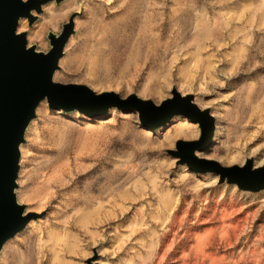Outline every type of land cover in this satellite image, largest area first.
Returning a JSON list of instances; mask_svg holds the SVG:
<instances>
[{
  "label": "rangeland",
  "instance_id": "rangeland-1",
  "mask_svg": "<svg viewBox=\"0 0 264 264\" xmlns=\"http://www.w3.org/2000/svg\"><path fill=\"white\" fill-rule=\"evenodd\" d=\"M33 1L18 32L34 51L66 28L56 83L154 103L190 95L214 121L199 159L264 166V0ZM35 114L15 188L26 221L0 264H264V186L239 189L174 155L198 125L170 143L171 125L116 108L91 118L44 100Z\"/></svg>",
  "mask_w": 264,
  "mask_h": 264
},
{
  "label": "water",
  "instance_id": "water-1",
  "mask_svg": "<svg viewBox=\"0 0 264 264\" xmlns=\"http://www.w3.org/2000/svg\"><path fill=\"white\" fill-rule=\"evenodd\" d=\"M33 3V0H0V242L20 230L26 221L25 217L17 218L21 210L11 207L10 190L17 161L15 143L22 124L32 116L31 107L43 96L50 108H74L83 114H97L112 103L121 112L135 108L139 123L148 129L156 128L173 114H182L190 122H197L200 133L195 142L176 143L174 155L180 163L192 172L217 173L220 181L242 190L257 191L264 186V167L252 169L249 160L241 167H221L193 155V151H205L210 145L212 118L206 111L199 112L189 102L190 96L180 98L171 91L172 97L154 108L149 101L140 102L133 95L119 101L113 94L93 95L82 86L51 83L49 75L56 67L66 28L57 39H51L46 54L25 50L22 34L15 35L14 29L18 18L28 16Z\"/></svg>",
  "mask_w": 264,
  "mask_h": 264
},
{
  "label": "bare ground",
  "instance_id": "bare-ground-1",
  "mask_svg": "<svg viewBox=\"0 0 264 264\" xmlns=\"http://www.w3.org/2000/svg\"><path fill=\"white\" fill-rule=\"evenodd\" d=\"M24 0H21V2H23ZM22 18L20 17V18H18L17 19V21H16V24H15V29H14V34L15 35H19V34H21L20 32H18V31H20V30H23L24 28H25V26H24V24H20L19 25V27H18V24H19V22H20V20H21ZM17 27H18V29H17ZM51 48V47H50ZM24 49L25 50H31L32 49V47L31 46H29V45H27L26 43H25V45H24ZM49 51V50H48ZM47 51V52H48ZM32 52L34 53V54H42V55H44V54H46V53H42V52H37V51H34L33 49H32ZM60 53H61V50H60ZM61 54H59V56H58V58H57V60H56V67L51 71V73H50V75H49V80H50V82L51 83H56L55 82V79H57V75H55L54 76V74H55V71H58L59 70V66H58V64H59V61H60V59H61ZM58 84H60V83H58ZM60 85H62V86H64L63 84H60ZM68 85H71V84H68ZM72 86H82V87H84V88H86L88 91H90L93 95H100V94H95L94 92H93V89L92 88H89V87H86V86H83V85H76V84H72ZM176 93H178L177 91H176ZM101 94H113L114 96H116L117 97V99L119 100V101H122V99H120L119 98V96L117 95V94H115V93H109V92H105V93H101ZM143 94V92L142 93H140L139 95H136V96H134L135 97V99L136 100H138V101H140V102H146V101H149L150 102V104L152 105V107H154V108H158L159 106H160V104L164 101V100H166V99H161L158 103H154V102H152V101H150V100H148V99H146V98H144L145 96H143L142 95ZM170 94H171V92H170ZM178 95H179V97L180 98H184V97H186V96H190V95H186V94H182V93H178ZM171 97H172V95H171ZM170 97V98H171ZM170 98H167V99H170ZM127 99V98H126ZM45 100V103H46V97L45 96H43L41 99H39V100H37L34 104H33V106L31 107V114H32V116H30L29 118H27L25 121H24V123L22 124V126H21V128H20V130H19V133H18V137H19V140L15 143V151H16V155H17V161H16V173H15V177H14V179H13V185H12V187H11V190H10V197H11V207H12V209L13 210H17V211H19V210H21V206H20V204L17 202V199H16V194H15V188H16V186H17V183H16V180H17V174H18V169H19V165H18V159L20 158V156H21V154H20V147H21V145L24 143V137H25V133H26V130L28 129V127H29V125H30V123L32 122V120H34L35 119V113H36V109H37V107L39 106V104H40V102H42V101H44ZM189 102L199 111V112H202V111H206L207 112V114H208V116L210 117V118H212V132H211V137H212V134L214 133V121H213V115L211 114V113H209V111H207V109H203V107H202V105L199 103V101H197V100H193V99H190L189 100ZM114 108H116L114 105H113V103L112 104H109V105H107L106 106V108L104 109V110H102L101 112H99V113H97V114H85L86 116H91V118L92 117H101V116H103V113H105L107 110H112V109H114ZM45 110V108H44V105H42V107H40L39 108V111L40 112H44V110ZM72 109H74V108H72ZM117 109V108H116ZM76 110V109H75ZM119 110V109H118ZM120 111V110H119ZM129 112H133L134 114H135V117H137L138 116V112H137V109H135V108H132L130 111H125L124 113H129ZM190 123V124H196V125H198L197 124V122H190L185 116H183L182 114H173V115H171L170 117H169V119L166 121V122H163L162 124H160L159 126H157L156 128H152V129H157V128H165V127H168V125H171V128H173L172 129V133H170V134H168L167 136H166V139L171 143V139L172 138H176V137H185V138H191V137H194V132H192L191 130H190V128L189 127H187L186 126V124L185 123ZM198 127H199V125H198ZM211 137H210V140H211ZM196 140H194V141H183V142H195ZM210 151V150H209ZM203 153L202 152H198V151H193V155L196 157V158H201V155H202ZM215 154H213V158H205V159H207V160H211V161H214L215 163H227V164H232V163H235L236 162V159L234 158V157H231V156H225L224 158H222V159H218V158H216L215 156H214ZM203 160V159H202ZM206 160V161H207ZM241 164H243V162H240V165ZM220 166V165H219ZM242 166V165H241ZM241 166H237V167H241ZM222 167V166H221ZM261 167H264V166H261ZM183 169H184V167H182ZM258 168V167H257ZM252 169H253V167H252ZM20 217H22V212H20L19 214H18V217L17 218H20ZM18 233H20V230H15V231H13V233H12V235H9V236H6L4 239H3V241L2 242H0V253H1V250H2V248H3V246L5 245V243L6 242H8V240H10V239H12L14 236H16Z\"/></svg>",
  "mask_w": 264,
  "mask_h": 264
}]
</instances>
